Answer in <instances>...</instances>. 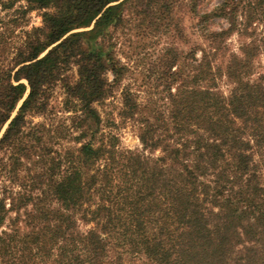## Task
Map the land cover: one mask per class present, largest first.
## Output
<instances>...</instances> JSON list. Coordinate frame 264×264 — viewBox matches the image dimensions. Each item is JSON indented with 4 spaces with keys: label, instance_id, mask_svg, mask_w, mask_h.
<instances>
[{
    "label": "trees",
    "instance_id": "16d2710c",
    "mask_svg": "<svg viewBox=\"0 0 264 264\" xmlns=\"http://www.w3.org/2000/svg\"><path fill=\"white\" fill-rule=\"evenodd\" d=\"M204 2L0 0V264H264V0ZM189 20L204 43L159 55V101L123 90L142 148L122 149L94 106L129 70L115 32L183 40ZM235 33L249 41L229 52ZM59 84L70 127L29 122H50Z\"/></svg>",
    "mask_w": 264,
    "mask_h": 264
},
{
    "label": "rangeland",
    "instance_id": "374dc122",
    "mask_svg": "<svg viewBox=\"0 0 264 264\" xmlns=\"http://www.w3.org/2000/svg\"><path fill=\"white\" fill-rule=\"evenodd\" d=\"M221 2L222 0H205L203 9L212 10ZM20 5H22V3L19 2L15 8L17 9ZM9 13L12 15L13 10ZM42 13L41 11H36L29 15V25L25 28V31L42 27ZM5 15H7L6 12L2 11V16ZM191 22L192 21L189 20L184 25L185 36L183 40L179 38L177 33L171 32V34L165 35L164 28H160L159 31L155 30L156 28L154 27L147 29V23L145 25L136 23V25H139L138 27L136 25L127 26L125 28L126 30L120 28L118 32H115V36L118 37L115 49L117 58L123 65L127 66L129 70L121 85L115 88L113 96L106 100L104 104H96L94 106L97 108L102 119L103 131L118 137L122 149L141 150L142 148L138 138V127L136 124L133 121L121 119V111L124 108L123 90L126 88L130 89L134 95H137L138 101L142 104L157 103L161 97L160 93L162 91L156 90L157 82L155 77H151V68L159 55L166 47L174 46L175 48L189 51L194 45L204 43L198 36L199 27L191 25ZM207 28L220 31L228 28V25L224 20H211V22L207 24ZM131 29H133V31ZM17 31L16 35L19 37L20 30ZM246 41H249V39H243L237 33L233 34L227 39L229 52H238L241 45ZM258 62H260L261 68L257 73L262 74L264 73V58L258 60ZM66 76H68L71 81H75L77 79V68H71ZM108 79L111 82L113 79L112 75H108ZM227 84L228 83L225 82L222 85V90L225 94H227L230 89ZM65 100L66 94L63 87L60 84L55 86L50 93L48 108V110L52 112L50 122L45 115L29 117L28 121L36 125L46 122L54 123V125L57 126L58 123H60V125L64 123L67 127H70V118L73 115L64 110ZM78 134L79 132H75V135ZM52 145L53 151H58L59 146ZM63 145L67 148H72L76 147L77 144L67 140L63 142ZM1 189L2 185H0V197ZM144 261L140 260L139 264H147Z\"/></svg>",
    "mask_w": 264,
    "mask_h": 264
}]
</instances>
